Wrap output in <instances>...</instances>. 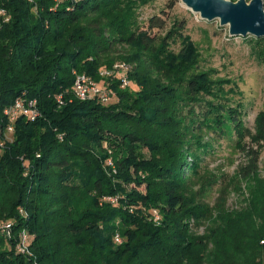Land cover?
Wrapping results in <instances>:
<instances>
[{
  "label": "trees",
  "instance_id": "1",
  "mask_svg": "<svg viewBox=\"0 0 264 264\" xmlns=\"http://www.w3.org/2000/svg\"><path fill=\"white\" fill-rule=\"evenodd\" d=\"M148 2L0 0L9 15L0 27V226L11 224L0 229V264H264L258 152L235 180L201 168L214 140L260 146L264 110L247 128L243 106L231 104L235 86L200 69L184 22L140 23ZM246 39L264 63V38ZM118 61L133 67L127 88L99 77ZM76 74L106 86L113 103L77 99ZM18 100L36 101L35 120L4 115ZM242 181L249 208L230 212ZM23 233L26 254L17 251Z\"/></svg>",
  "mask_w": 264,
  "mask_h": 264
},
{
  "label": "rangeland",
  "instance_id": "2",
  "mask_svg": "<svg viewBox=\"0 0 264 264\" xmlns=\"http://www.w3.org/2000/svg\"><path fill=\"white\" fill-rule=\"evenodd\" d=\"M246 1L249 3L251 0ZM138 17L140 23L145 26L151 18L159 17L166 21L167 30L172 28L176 21L184 22L186 27L183 35L193 41L201 55L200 69L210 70L211 73L216 71L213 78L227 79L232 82L226 87V90H229L235 86L230 96L231 104L243 106L246 127L254 129L257 115L264 110V63L257 59L255 50L249 43L250 39L231 37L228 26H221L219 20L209 22L201 19L198 13H194L181 0H149L148 4L138 9ZM154 33L164 36L166 32L154 29ZM172 49L178 52L179 43H174ZM111 102L113 103V100ZM243 145H246V148H243ZM251 150L259 154L258 178L264 179V142L260 146L252 145L248 137L238 145H236L235 137L233 141L214 140L209 154L203 156L201 168L212 176L220 178L222 182L227 179L235 180L239 167L249 163L248 155L251 154ZM240 184V189L232 193L227 201L226 209L230 212H240L249 208L250 192L247 190L245 181ZM219 189V185L215 186L207 196L206 201L212 207L217 202ZM198 233L204 235L206 226L201 227Z\"/></svg>",
  "mask_w": 264,
  "mask_h": 264
},
{
  "label": "built area",
  "instance_id": "3",
  "mask_svg": "<svg viewBox=\"0 0 264 264\" xmlns=\"http://www.w3.org/2000/svg\"><path fill=\"white\" fill-rule=\"evenodd\" d=\"M9 22L8 13L0 8V27ZM132 65L126 62H117L111 68L101 69L99 71V77L101 79H112L119 80L121 82L122 88H127L131 85L129 79V73L132 71ZM75 97L80 101H90L95 99H100L104 103L111 101L112 93L104 85H101L95 79L87 74H76V79L73 87ZM58 102L62 105V96H59ZM36 101H16L11 107L4 110V115L14 121L22 115H26L32 120H35L38 116L36 110ZM13 131V126L7 128V132L11 133ZM2 139V131L0 130V140ZM1 146V144H0ZM156 215V212L154 213ZM156 219L159 217L156 215ZM0 229L8 231L11 229V224H6L0 226ZM117 243H121L122 240L119 236L115 238ZM20 246L17 247V251L22 254L28 253V237L26 233H23ZM263 243V242H262ZM38 264V263H33Z\"/></svg>",
  "mask_w": 264,
  "mask_h": 264
},
{
  "label": "water",
  "instance_id": "4",
  "mask_svg": "<svg viewBox=\"0 0 264 264\" xmlns=\"http://www.w3.org/2000/svg\"><path fill=\"white\" fill-rule=\"evenodd\" d=\"M201 19L219 20L221 26H228L231 37L264 38V1L238 0H181Z\"/></svg>",
  "mask_w": 264,
  "mask_h": 264
}]
</instances>
